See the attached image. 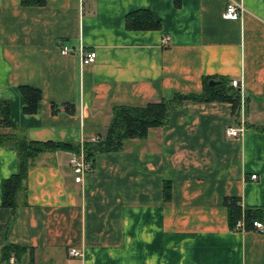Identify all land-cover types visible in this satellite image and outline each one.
<instances>
[{
  "label": "crops",
  "instance_id": "0c3cea01",
  "mask_svg": "<svg viewBox=\"0 0 264 264\" xmlns=\"http://www.w3.org/2000/svg\"><path fill=\"white\" fill-rule=\"evenodd\" d=\"M230 1L0 0V104L29 139L81 150L106 135L114 105L200 93L205 78L241 79L246 107L235 137L231 102L186 100L146 139L97 154L81 182L69 163L77 151L43 153L15 211L1 205V183L17 151L0 146V264L8 244L25 248L24 264H264V232L232 228L225 203L239 197L264 222V0H233L240 19L224 17ZM142 9L161 27L128 29L127 14ZM82 49L96 61L83 64ZM21 85L41 90L35 113Z\"/></svg>",
  "mask_w": 264,
  "mask_h": 264
},
{
  "label": "trees",
  "instance_id": "16d2710c",
  "mask_svg": "<svg viewBox=\"0 0 264 264\" xmlns=\"http://www.w3.org/2000/svg\"><path fill=\"white\" fill-rule=\"evenodd\" d=\"M45 0H22L25 5H42ZM178 4L180 0H175ZM126 26L133 30L158 29L161 21L156 19L148 10H137L126 16ZM221 82L210 85V78H205L203 90L200 93H177L170 99L147 102L144 105L117 104L113 106V113L105 136L98 141H85L83 148L87 159L94 161L99 153L121 151L131 139H146L151 128L166 124L171 113L179 108L184 101L193 102L222 101L231 102L235 116L239 117L241 92L231 84V79L221 77ZM19 91L25 101L23 108L26 113H35L41 100V90L30 85H21ZM10 128L8 132L2 128ZM264 131V125L257 126ZM12 145L17 151V170L1 183V205L12 208L14 211L21 205L20 194L26 189L29 170L34 160L43 153L57 150L80 151V145L55 140H32L24 130L15 127L11 119L10 105L7 101L0 104V146ZM165 197L170 198L171 190L168 183L164 187ZM228 218L232 228L244 216L245 226L252 229L255 219L262 217V209L257 207H242L239 197L226 200ZM24 247L8 244L3 250L4 261L10 255H16L17 264H24L20 257Z\"/></svg>",
  "mask_w": 264,
  "mask_h": 264
},
{
  "label": "built area",
  "instance_id": "2783aa9c",
  "mask_svg": "<svg viewBox=\"0 0 264 264\" xmlns=\"http://www.w3.org/2000/svg\"><path fill=\"white\" fill-rule=\"evenodd\" d=\"M245 12V8L243 5L236 1H230L223 13L224 17L227 19H240L242 18ZM169 40V37L165 38V42ZM62 54L68 55L71 52V48L67 45H64L61 50ZM81 58L83 64H90L94 63L97 58V52L95 50H81ZM231 84L239 88L241 92V102L239 107V117L241 118L240 126L229 125L227 126V134L230 136L240 137L245 129V115H246V107H245V98L243 97V82L241 79H232ZM99 137H94L91 141H98ZM69 163L72 167V170L75 174V181L81 182L83 181L84 177L91 173L94 169V162L92 160L87 159L85 150L82 148L79 152H72L69 158ZM252 178L256 179L257 174H253ZM234 229L237 231H247L248 229L245 226L244 216L240 218L235 226ZM252 230L258 232H264V222L260 219H255L252 224ZM71 255H81V252L76 249L72 248L70 250ZM3 264H17L16 255L12 253L9 259Z\"/></svg>",
  "mask_w": 264,
  "mask_h": 264
},
{
  "label": "water",
  "instance_id": "95a60500",
  "mask_svg": "<svg viewBox=\"0 0 264 264\" xmlns=\"http://www.w3.org/2000/svg\"><path fill=\"white\" fill-rule=\"evenodd\" d=\"M221 82V80H217V79H212L209 81V84L210 85H216V84H219Z\"/></svg>",
  "mask_w": 264,
  "mask_h": 264
},
{
  "label": "rangeland",
  "instance_id": "374dc122",
  "mask_svg": "<svg viewBox=\"0 0 264 264\" xmlns=\"http://www.w3.org/2000/svg\"><path fill=\"white\" fill-rule=\"evenodd\" d=\"M100 138V137H99Z\"/></svg>",
  "mask_w": 264,
  "mask_h": 264
}]
</instances>
